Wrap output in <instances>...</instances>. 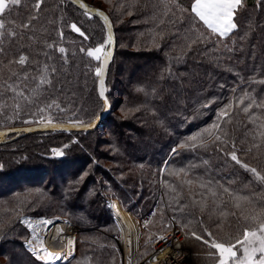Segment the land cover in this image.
<instances>
[{
    "label": "trees",
    "instance_id": "16d2710c",
    "mask_svg": "<svg viewBox=\"0 0 264 264\" xmlns=\"http://www.w3.org/2000/svg\"><path fill=\"white\" fill-rule=\"evenodd\" d=\"M84 1L105 10L113 24L115 9L109 11L105 6L114 8L113 5L121 3L126 12L132 13L126 18L128 22L124 20L118 27L113 25L118 36L117 47L107 77L108 99L111 105L117 101L119 107L124 106L126 117L124 120L114 118L111 109L94 131H40L18 133L3 139L0 144V264H113L111 240L105 231H97L109 227L107 217L113 221L109 203L117 195H109L107 184L124 185V208L131 209L129 195H137L134 205L143 220L149 216L150 221L155 217L150 214L154 204L157 203L154 210L157 212L162 201L160 197L153 196L159 180L154 175L152 178L150 169H161L174 148L192 143L189 138L206 128L212 129L208 135L202 136L203 140L220 135L221 140L217 142L225 153L232 151L231 144L235 142L238 157L264 174V139L258 135L259 131H264V109L253 107L251 113L246 114L242 111L244 105L237 104L245 92L257 101L264 100V84L252 83L253 79H264V7L261 0H243L244 10L236 17L238 29L223 42L211 35L191 13L194 0H169L174 16H164V6L157 0ZM34 3L35 0H22L24 7L12 15L17 24L27 19ZM84 13L68 0L63 3L61 0H44L39 18L33 21L31 29H17L22 31L21 38L15 41L6 39L0 45L7 53L0 55L4 64L20 54L27 55L31 75H36L37 64L43 66L47 62L56 66L57 79L53 83L57 91L50 89L41 97L42 100L54 97L66 110L61 113L54 108L53 123H70L76 118L88 123L104 107L102 100L97 99L98 78L94 76L97 62L91 61L93 71L84 75L87 71L85 64L90 58L79 49L102 43L107 39V29L99 16L89 13V19ZM193 22L198 31L185 40L183 35ZM72 23L88 35L87 41L71 30L69 25ZM237 32L239 35L247 33V40L240 41ZM200 33L207 35L209 41L189 50L187 44ZM47 44H53L54 48H47ZM225 45L233 48V52L227 53ZM61 46L66 48L68 57L63 70L61 54L56 50ZM213 47L219 50L206 54V49ZM45 53H50L53 59L48 61ZM4 64H0V69L6 77L9 70ZM11 70L19 72L21 69L18 64H13ZM96 100L101 106L94 114L87 117L79 112ZM247 102L245 100V104ZM205 104L208 106L204 107ZM229 104L232 105L230 116L218 120L221 110ZM30 111L34 109H27L19 118L12 120L0 115V130L39 124L23 123L25 119H38L30 117L27 114ZM7 114L12 115L11 109ZM253 116L255 123L252 122ZM216 123L220 124L219 130L212 127ZM102 127L110 132V140H103L98 135ZM224 132L228 133L227 138ZM253 143L260 146L253 147ZM65 144L69 145L64 149L65 154L54 157L50 150L62 148ZM102 145H109L111 152L99 149ZM126 148L136 154H126ZM249 148L252 149L250 152ZM116 150L118 154H115ZM140 152L145 155H139ZM207 154L215 158V151ZM201 155L197 149H179L170 157L163 176L168 207L190 230L205 239L225 244L234 242L245 227L253 226V216L264 213V184L256 181L251 173H246L233 178L238 181L229 190L232 195L224 193L221 185L228 187L227 178L237 177L243 168L234 164L226 170L224 161L220 160L223 176L209 165L207 171L205 166L188 169L190 163H201ZM105 159L114 162V171L124 174V177L119 178L114 172L109 175L108 167L103 164ZM173 168L187 170L184 174L193 183V194L185 191L181 181L171 175ZM85 172L88 175L76 183ZM201 180L205 184L218 182L212 186V191L217 193L215 197L207 188L200 186ZM169 184L177 188L178 196L171 193ZM140 189H144V193ZM236 196L248 199L236 200ZM84 199L88 200V206ZM181 206H185L183 212L177 210ZM79 209L84 219L80 223L74 222L80 231L73 257L61 263H46L25 249L23 238L26 230L18 222L20 216H52L63 212L75 215ZM206 232H211L212 236L208 237ZM201 245L209 256L205 260L208 264L212 256L215 257L216 249Z\"/></svg>",
    "mask_w": 264,
    "mask_h": 264
},
{
    "label": "snow or ice",
    "instance_id": "6c2138e0",
    "mask_svg": "<svg viewBox=\"0 0 264 264\" xmlns=\"http://www.w3.org/2000/svg\"><path fill=\"white\" fill-rule=\"evenodd\" d=\"M63 3L64 0H61ZM73 3H78V0H72ZM158 4L164 6V16L175 15V12L172 7L169 6V0H157ZM44 3V0H35L32 10L29 12V15L25 21L17 24L16 20L12 18L13 12L17 11L24 7L22 0H0V45L7 39L9 41H15L18 38L22 37L21 30H29L32 27L33 21L39 18V13L41 11V6ZM261 5L264 7V0H261ZM80 7L85 9V15L91 19L89 11L86 5L80 4ZM244 10L243 0H194L191 5V13L195 15V18H198L202 22L203 26L210 32L211 35H215L218 39L223 42L224 38L230 37L234 31L238 29V21L236 17L239 12ZM184 11V10H181ZM35 13V14H33ZM96 15L102 17L108 25V28H111L110 22H108V17L105 16L103 12L97 11ZM128 15H132L131 12H128ZM163 23V21H161ZM71 30L75 33H78L80 37H83L85 41L89 39L88 35L77 26L76 23L69 25ZM198 31V26L193 22L191 28L187 29L183 35L185 40H188L190 34H194ZM238 39L240 41L247 40V33L244 35H239L237 32ZM60 37L63 39V32H60ZM30 39L32 37H29ZM163 38L162 36L160 37ZM209 41V37L204 33L196 35L194 39H191L187 44L188 49L190 50L194 45L205 44ZM113 43V38L111 32L109 31L107 39L102 43L98 44L95 47H80L79 52L83 53L87 58H90L89 63L85 64L84 75H87L89 71H93L91 66V61H96L97 65L94 67V76L98 78L99 82V97L104 101V107H108V101L105 96V76L108 68V63L112 57V52L107 50L108 46ZM47 48H54L53 44H47ZM60 54V59L63 61L61 64V70L65 64L68 63L67 50L65 47H58L56 49ZM218 47H213L211 49H206L207 53H214L218 51ZM233 48L225 45V51L227 53L233 52ZM242 50V49H241ZM6 50L3 47H0V55H6ZM75 55V54H73ZM46 59L48 61L52 60L53 57L50 53H45ZM219 59V57H214ZM231 59V57H229ZM0 64H4L3 61H0ZM13 64H18L20 66L19 72H14L11 70ZM4 67L8 68L9 74L5 77L3 75L2 69H0V115H4L6 119L12 120L13 118H19L22 112H25L27 109H34V111L27 112L30 117H38V119H25L23 123H39L46 127L55 126L53 124L54 116L52 110L58 109L59 112L64 113L66 110L62 108L57 100L54 97H45L43 100L41 97L48 90L57 91L53 83L54 79H57L58 69L54 64H48L45 62L43 66L40 64L36 65V75H31L28 71L30 67L29 57L24 54H20L18 58L14 57L9 59L7 64H4ZM166 71L171 74L170 69ZM252 83L264 84V79H253ZM31 85V86H30ZM138 91H143V89H138ZM245 100L248 102L245 104ZM238 105H244L242 111L246 114L251 113L253 107L264 109V100L257 101L254 96L250 93L245 92L244 95L237 101ZM208 105L205 104L204 107ZM231 104L227 105L219 113L218 120L228 118L230 116ZM11 109L12 115H8V110ZM75 117V112L72 113ZM252 122L255 123L256 120L253 116ZM73 128H91L94 127L93 124L85 125L78 118L70 121ZM214 129L219 130L220 124H213ZM223 135L227 138L228 133L224 132ZM258 135L264 139V131H259ZM256 133L253 134V141H255ZM192 143H184L178 145L179 149H191L196 150L198 148H208L207 141L203 139H198L197 136L189 138ZM221 136L216 135L214 143L220 141ZM75 143V141H73ZM253 147H259L260 145L253 143ZM69 147L68 144L63 145L62 148H52L50 151L54 157H62L64 149ZM232 151L224 153L230 158L231 161L235 162L236 165H239L245 171L251 173L255 180L261 184H264V174H262L256 167L250 166L248 163L242 161L238 157L237 146L235 142L231 144ZM223 150V149H219ZM249 152L251 148L247 149ZM173 152H177V149H174ZM209 165L208 160H201L200 164L190 163L188 169H195L197 167L205 166V171H207V166ZM186 169H180L179 172H186ZM179 174V173H177ZM88 173L85 172L80 177V180L76 181L79 183L83 180L84 176H87ZM187 183L191 184L192 181L189 180ZM216 181H209L207 184L204 181H200V186L202 188H207L211 192L212 196L215 197L217 193L212 191L213 184H216ZM171 190V193L178 196L179 193L177 188L173 185H168ZM224 193H229L228 187H223L221 185ZM236 200L244 199L247 200L248 197H235ZM109 207H115V205H109ZM185 206H181L179 211L183 212ZM159 211V210H158ZM157 212H153L155 216ZM253 226L245 227L243 229L242 235L237 236L234 239V242L230 243H221L217 242L214 239L208 240L204 236L197 235L195 232L192 233V236L195 239L202 241L203 244L208 245L210 248L216 249L217 254V264H264V213L252 217ZM45 225H54L55 221L45 220L43 221ZM146 226V225H145ZM208 237L212 236L211 232H206ZM159 241H165V236H159ZM31 245L32 241L28 242ZM33 253L42 260H60L66 259L68 254L62 253H53L49 252L46 248H41L39 251L43 252V256H39L36 249H32ZM210 255H212L210 253Z\"/></svg>",
    "mask_w": 264,
    "mask_h": 264
},
{
    "label": "rangeland",
    "instance_id": "374dc122",
    "mask_svg": "<svg viewBox=\"0 0 264 264\" xmlns=\"http://www.w3.org/2000/svg\"><path fill=\"white\" fill-rule=\"evenodd\" d=\"M93 5L100 6V5H98V3H93ZM113 7L114 8L105 6V8L109 11H112L115 9L113 11V15H112L113 19H114V23H115L113 25L118 27L120 23L124 22V20L126 22L129 21L126 19L129 17L128 12H126L124 10L123 5L121 3H117V4L113 5ZM111 21H112V19H111ZM114 31H115V28H114ZM107 36H108V34H107ZM115 37H116V33H115ZM120 37L121 36L119 35V39H120ZM116 47H117V39H116ZM98 97H97V99L99 100L100 98H98ZM98 100H96L95 102H91L90 105L85 110H81V111L79 110V112H83L87 117L91 116L92 114H94L96 112V108L98 109L99 106H101V104ZM112 110L114 111L113 112L114 118L116 116L117 118L120 117V118H123V120H124V118L126 117V114L124 113V106L119 107V104L117 103V101L116 102L113 101ZM110 126L112 127V124ZM211 129L212 128H210V130H207V128H206V130L202 131L201 133L200 132L196 133L195 136H197L198 139H203L204 137H202V136L208 135V133L211 131ZM124 131L125 130H123V132ZM15 134H18V133H11V134L6 135L5 137L15 135ZM98 135L103 140H110L112 138V136L110 135V132L107 129H104V127H102V129L99 130ZM4 138H2L0 140V144H2V141ZM11 140H13V139H11ZM214 140H215L214 138L206 139L205 141H207V143H208V148L207 149L198 148L197 151L200 153V155L202 154L201 157L204 160L209 161V166L213 170H215V172H218L220 175H222L223 174V168H222L220 160L224 161L223 165H224V169H226V170H229L231 168V166L235 164V162L231 161L230 158L224 154L225 153L224 150H222V151L219 150V149H223V148L219 145V143L217 141L214 143L213 142ZM120 147H122L121 144H120ZM99 149H104L106 151H108V150L110 151V146L109 145H105V146L102 145L101 147H99ZM126 149H127L126 154H128V155L131 153L136 154L135 152H133L132 149H128V148H126ZM174 149L179 150L178 147H176ZM173 150L168 155V157L166 158L161 169L151 168L150 172H149V174L151 173L152 178L154 175V177L156 176V179L159 180L158 185H157V189L153 193V196H154V198L160 197L162 200L161 206L159 207L160 209L158 208L159 211H157V214L155 215V217L152 218L150 221L149 220H146V221L143 220L142 214L139 213L138 209L135 207V205H134L135 201H133V200L135 197H137V195H129L130 200H132V202H130V204H129L131 209L124 208V203H123L124 202V190H122V188H124V185L121 184V185H118L116 187V186H113L111 184H107L109 187V190H110L109 195L114 194V195H117V197H118L117 198V197L113 196V199L110 198L111 200H110L109 205H112L113 201H117L124 210L131 213V215L135 218V221L138 225V230H139L138 245H137V248L135 251L134 258L132 260V264H164L163 262L158 261V259L157 260L154 259V256H153L154 244H156L158 242L159 236L168 235V234L172 233L173 231L179 232L182 235V237H183L182 244L185 248L188 249L189 254H190V260H189L190 264H206L205 260H206V258L209 257L205 253V251H206L205 248L201 245L202 242H199L200 240L197 241V239H195V237L192 236V233L195 231L190 230L188 228V226H186L184 223H182L181 220L178 219L176 214H173L172 212H170V208L168 207V204H167L168 200H167L165 192L163 190V176L165 175V170H166V167H167V164H168L170 157L175 153V152H173ZM213 151H215V158H210V157H212V155L210 156L207 153L213 152ZM115 154H118L117 150L115 151ZM138 154L139 155H145L144 152H140ZM103 164H105L108 167V174L109 175H111L112 172H114L117 177H119V178L124 177V174H122V173L119 174L116 171H114V169L116 167V164L114 162H110L108 159H105L103 161ZM62 173H64V171ZM170 173L172 176L177 177L181 181L182 186H183L185 191L193 194L194 188L191 187L193 183H191V184L187 183V181H189V180L187 179L184 172H179V170L173 168L170 171ZM177 173H179V174H177ZM233 178H238V177H232V179L227 178L229 190L231 189L233 183L238 181V180H235ZM225 181H226V179H225ZM61 185H62V183L59 182L58 186H59V189L61 190L60 192H62V194L64 196L63 186H61ZM166 185H167V183H166ZM93 188H97V187L93 186ZM93 188H92V191H94ZM139 191L144 193V189H140ZM125 192L127 194L130 193L128 191H125ZM84 201L87 203L86 205L88 206V200L84 199ZM148 206H149V204H148ZM147 207L145 209H147ZM110 208L113 212L112 213L113 214V221L109 217H107V221L109 222V227L102 228L103 230L97 229V231H100L103 233L105 231L111 240L110 247H111V251L113 253V264H126V263H124L125 259H124V252H123V242H122V240H120L118 238V236L123 235V228H122L121 224L119 223V221L117 220L116 215L113 211V208L112 207H110ZM74 214L75 215H71L69 213L63 212V213H59V214L52 215V216H47V215H40V216L22 215V216H20L18 218V222L26 230L25 236L23 238V240H24L23 245H24L25 249L30 254H32L35 258L39 259L38 256L33 253L32 249L34 248L37 251H39L41 248L39 240L42 241V239H43V236L41 234L42 227H39L40 225L37 224V226L34 228V231L33 230L31 231L30 227L26 224V222L23 221L24 219H26V217L47 218V219L49 218L51 220L64 219L70 225L76 226L74 233L76 232V237H77L78 233L80 231V227L77 224H75L74 222H76V223L82 222L83 221L82 219H84V216H83L82 210H80V209L77 210V212H74ZM35 229H37V230L35 231ZM196 234L200 235L199 233H196ZM35 236L39 237V239ZM29 241H32L31 245H29V243H28ZM76 250H77V242H76ZM213 255L215 257L213 258V256H212V260L209 261L208 264H214V263L217 264V254L215 253ZM42 261H44L46 263H58L59 262V261H53V260H49V261L42 260Z\"/></svg>",
    "mask_w": 264,
    "mask_h": 264
},
{
    "label": "bare ground",
    "instance_id": "6f19581e",
    "mask_svg": "<svg viewBox=\"0 0 264 264\" xmlns=\"http://www.w3.org/2000/svg\"><path fill=\"white\" fill-rule=\"evenodd\" d=\"M252 166V165H251ZM246 173L244 169L240 170L237 173V177H240ZM112 205H115L113 211L116 215L117 220L121 224L123 228V235L118 236L120 240L123 242V252H124V259L126 264H132V260L135 255V251L138 245V225L135 221V218L131 215V213L124 210L117 201H113ZM51 220L47 218H30L26 217L23 221L30 227L31 231H34V228L39 224V227H42V241L39 240L40 245H43L49 252L55 253L56 249L59 250L62 248L64 251V247L67 244V236L74 233L73 225H70L64 219L52 220L55 221L54 225H45L43 221ZM37 229H35L36 231ZM37 237V236H35ZM39 239V237H37ZM39 256H43V252L37 251ZM66 254V253H64ZM162 257L160 255H155L154 259H158ZM177 259L182 260L180 257ZM61 260V259H60ZM57 261V260H53ZM186 264L184 261H182ZM174 264H182L180 261H175Z\"/></svg>",
    "mask_w": 264,
    "mask_h": 264
},
{
    "label": "water",
    "instance_id": "95a60500",
    "mask_svg": "<svg viewBox=\"0 0 264 264\" xmlns=\"http://www.w3.org/2000/svg\"><path fill=\"white\" fill-rule=\"evenodd\" d=\"M68 1L71 2L73 5L77 6L79 9L83 10L84 12H85V9L80 7V4L86 5L89 13L96 15L97 11L103 12L105 14V16L108 17V22H110V24H111V28L109 29L105 20L99 16L102 19V21L105 23V26L107 29V34L110 31L112 38H113V43L111 45H109L107 48V50H110L112 52V57L108 63V68H107L106 76H105V88H106L105 96H106L107 101H108V107L107 108L103 107L102 111L97 115V117L94 120H92L88 123H84L85 125L93 124L94 127H91V128H88V127H85L83 129L82 128H73L71 126V123H53L55 126H52V127H46V126H43L42 124H35V125H29V126H23V127H14V128H8V129L0 130V140L2 138H4L6 135L11 134V133L29 134V133H35V132H40V131H75V132L94 131L97 129V127L100 125V123L109 115V113L112 109V105L108 99V94H107V77H108L109 69H110L111 63L114 59L115 50H116V37H115L114 26H113V23L111 21V18L109 17V15L107 14V12L105 10L98 8V7H95V6H92V5H89L84 0H78V3H73L72 0H68ZM98 92H99V82L97 79V94H98ZM98 96H99V94H98ZM102 102L104 104L103 100H102Z\"/></svg>",
    "mask_w": 264,
    "mask_h": 264
},
{
    "label": "built area",
    "instance_id": "2783aa9c",
    "mask_svg": "<svg viewBox=\"0 0 264 264\" xmlns=\"http://www.w3.org/2000/svg\"><path fill=\"white\" fill-rule=\"evenodd\" d=\"M156 207H157V203L154 204V207L150 212V214L154 212ZM148 218L149 216L147 217V220ZM73 227L75 231L76 226L73 225ZM165 237H166V242L158 240V242L154 244L153 256L154 257L155 255L162 256L159 257L158 261L163 262L164 264H174L176 260L180 261L182 264H184L182 261H184L186 264H190L189 261L190 254L188 249L185 248L182 244V239H183L182 235L179 232L173 231L172 233L165 235ZM76 241H77L76 232L67 236V244L66 247H64V251H62V248H60L59 250L56 249L55 253H62V254L70 253V255H67L66 259H61L57 261L63 262L76 254ZM41 248H45V247L41 245ZM178 257H180L182 260L177 259Z\"/></svg>",
    "mask_w": 264,
    "mask_h": 264
}]
</instances>
